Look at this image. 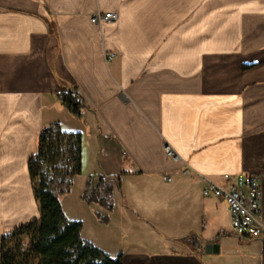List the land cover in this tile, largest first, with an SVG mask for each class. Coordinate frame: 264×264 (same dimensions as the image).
<instances>
[{
	"label": "crops",
	"instance_id": "1",
	"mask_svg": "<svg viewBox=\"0 0 264 264\" xmlns=\"http://www.w3.org/2000/svg\"><path fill=\"white\" fill-rule=\"evenodd\" d=\"M66 88L81 118L56 103ZM52 123L82 135L60 197L82 238L122 264H261L264 236L234 235L202 187L257 174L264 218V0H0V234L38 217L27 160ZM99 172L121 174L110 211L81 199Z\"/></svg>",
	"mask_w": 264,
	"mask_h": 264
},
{
	"label": "trees",
	"instance_id": "2",
	"mask_svg": "<svg viewBox=\"0 0 264 264\" xmlns=\"http://www.w3.org/2000/svg\"><path fill=\"white\" fill-rule=\"evenodd\" d=\"M55 100L78 118L86 109L76 88L55 92ZM27 169L39 214L0 234V264H122L121 254L110 255L82 238L81 222L68 219L62 209L60 197L70 191L74 176L82 171L81 133L64 131L58 123L42 127ZM120 175L90 174L81 199L110 211L112 189L119 186ZM96 215L101 222L108 219L107 214Z\"/></svg>",
	"mask_w": 264,
	"mask_h": 264
},
{
	"label": "built area",
	"instance_id": "3",
	"mask_svg": "<svg viewBox=\"0 0 264 264\" xmlns=\"http://www.w3.org/2000/svg\"><path fill=\"white\" fill-rule=\"evenodd\" d=\"M117 18L118 13L113 11L95 12L90 16L93 23L114 22ZM114 56L115 54L110 52L106 54V59L111 60ZM164 150L171 159L178 158L167 144L164 145ZM184 172L189 173V170L186 168ZM229 177L228 174H223L222 181L204 177L202 195H211L226 203L230 216L229 228L234 235L249 238L264 236L259 176L250 172H240L235 176L233 182L227 183ZM166 178L169 177L166 176Z\"/></svg>",
	"mask_w": 264,
	"mask_h": 264
},
{
	"label": "water",
	"instance_id": "4",
	"mask_svg": "<svg viewBox=\"0 0 264 264\" xmlns=\"http://www.w3.org/2000/svg\"><path fill=\"white\" fill-rule=\"evenodd\" d=\"M205 251L206 252H217L218 251V246L217 244H206L205 245Z\"/></svg>",
	"mask_w": 264,
	"mask_h": 264
},
{
	"label": "rangeland",
	"instance_id": "5",
	"mask_svg": "<svg viewBox=\"0 0 264 264\" xmlns=\"http://www.w3.org/2000/svg\"><path fill=\"white\" fill-rule=\"evenodd\" d=\"M258 27H260V25H258ZM53 124V123H52ZM50 125V124H49Z\"/></svg>",
	"mask_w": 264,
	"mask_h": 264
}]
</instances>
